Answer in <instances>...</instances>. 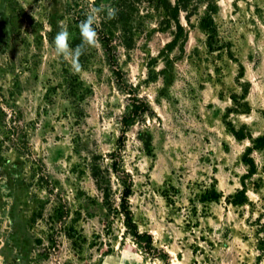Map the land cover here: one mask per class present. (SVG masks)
<instances>
[{
    "label": "rangeland",
    "instance_id": "374dc122",
    "mask_svg": "<svg viewBox=\"0 0 264 264\" xmlns=\"http://www.w3.org/2000/svg\"><path fill=\"white\" fill-rule=\"evenodd\" d=\"M164 1L0 0V264H264V0H194L174 49ZM101 5L117 15L99 14L76 72L54 37L66 27L80 45ZM212 5L217 51L201 26ZM133 96L150 110L128 128L121 168L153 254L126 232L112 170ZM243 183L249 204L234 205Z\"/></svg>",
    "mask_w": 264,
    "mask_h": 264
},
{
    "label": "trees",
    "instance_id": "16d2710c",
    "mask_svg": "<svg viewBox=\"0 0 264 264\" xmlns=\"http://www.w3.org/2000/svg\"><path fill=\"white\" fill-rule=\"evenodd\" d=\"M194 0H175L174 4L171 2L164 1L163 7L165 11L168 13V20L174 21L176 25L177 32L175 34L174 39L168 44V47L174 49L178 44V40L181 36L184 35V26L179 21V13L181 9H186ZM217 9L215 6H211L205 16L201 20V26L208 32V47L211 51H217L223 49V42L218 37L216 24L214 21V15L216 14ZM102 42L106 46V52L108 54V59L110 64L115 68V72L118 75L119 79H122V71L118 69V61L115 51L113 49V40L111 36H107L103 31H99ZM131 110L128 114L124 115L121 120L122 131L121 137L118 143V151L113 153L112 155V170L115 174L120 175L122 178L123 190L121 192L120 199V213L124 218V226L126 228V232L136 241V243L140 244L145 252L149 254H153L157 249L153 245V237L148 232H141L138 228L137 223L134 220V215L130 206V196L132 195L133 188V180L129 173L124 171L121 168V151L125 146L126 141V132L129 127H131L136 119L147 112H149L150 107L146 101L141 100L140 98L133 96L131 98ZM20 128L19 122L14 128V134H17ZM234 136L239 139H245V135L241 132L233 130ZM255 145L258 147H264V137H258L254 141ZM251 149H248L247 156L250 155ZM245 160V163L250 167L249 175H254L256 173L255 165L251 159ZM217 197H211L210 200H215ZM232 203L234 205H247L249 204L246 185L243 183V188L238 190L236 194L232 197ZM264 239L260 241V245L263 246ZM264 250L263 247L260 248Z\"/></svg>",
    "mask_w": 264,
    "mask_h": 264
},
{
    "label": "clouds",
    "instance_id": "9594fccd",
    "mask_svg": "<svg viewBox=\"0 0 264 264\" xmlns=\"http://www.w3.org/2000/svg\"><path fill=\"white\" fill-rule=\"evenodd\" d=\"M89 4H95V0H89ZM115 7L105 8L103 5L100 7H91L86 15V18L79 24V31L82 38V43L76 47L70 44L71 34L66 27H62L54 37L53 46L57 55L62 56L65 60H71V65L74 71H81V64L79 63L80 56L84 53L85 45L95 46L98 44L99 24L97 18L100 13H106V19H113L117 15Z\"/></svg>",
    "mask_w": 264,
    "mask_h": 264
}]
</instances>
